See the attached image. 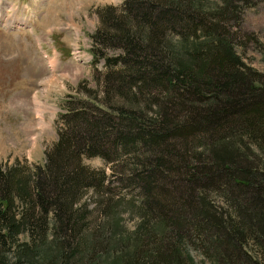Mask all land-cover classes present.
<instances>
[{
  "label": "trees",
  "instance_id": "1",
  "mask_svg": "<svg viewBox=\"0 0 264 264\" xmlns=\"http://www.w3.org/2000/svg\"><path fill=\"white\" fill-rule=\"evenodd\" d=\"M252 3L122 0L97 9L90 53L103 62L99 90L78 83L67 95L44 164L0 167V264L66 262L77 242L38 257L50 221L53 233L84 244L75 206L88 188L109 184L81 164L95 155L112 166L125 160L122 184L143 216L174 231L118 264H193L182 256L189 241L211 264H263L264 71L243 63L230 36L239 8ZM170 35L194 43L180 54Z\"/></svg>",
  "mask_w": 264,
  "mask_h": 264
},
{
  "label": "rangeland",
  "instance_id": "2",
  "mask_svg": "<svg viewBox=\"0 0 264 264\" xmlns=\"http://www.w3.org/2000/svg\"><path fill=\"white\" fill-rule=\"evenodd\" d=\"M121 2L0 0V167L17 164L32 171L34 165L44 164L45 153L57 138L67 95L75 94L78 83L99 90L94 78L103 71V62L92 61L90 35L98 24L97 9L116 8ZM201 2L208 6L221 0ZM239 11V24L231 23L232 48L245 65L264 71V1L254 0ZM191 43L175 35L167 38L180 54ZM113 52L117 50L107 51ZM80 161L88 170L102 171L109 182L102 191L88 188L75 206L84 217L80 230L84 244L78 239L72 244L70 238L53 233L50 221L38 257L49 258L60 250L58 242L68 241L71 248L77 242L79 249H69L70 258L61 264H118L126 255L136 254V246L149 252L164 242L166 233L174 232L163 219L143 216L135 191L122 184L125 160L113 166L96 155L82 156ZM159 213L155 215L161 217ZM188 243L182 244V256L188 255L193 264H211Z\"/></svg>",
  "mask_w": 264,
  "mask_h": 264
},
{
  "label": "bare ground",
  "instance_id": "3",
  "mask_svg": "<svg viewBox=\"0 0 264 264\" xmlns=\"http://www.w3.org/2000/svg\"><path fill=\"white\" fill-rule=\"evenodd\" d=\"M51 61V59H49Z\"/></svg>",
  "mask_w": 264,
  "mask_h": 264
}]
</instances>
